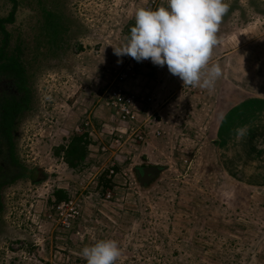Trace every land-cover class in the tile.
<instances>
[{
	"label": "rangeland",
	"instance_id": "obj_1",
	"mask_svg": "<svg viewBox=\"0 0 264 264\" xmlns=\"http://www.w3.org/2000/svg\"><path fill=\"white\" fill-rule=\"evenodd\" d=\"M155 1L165 0L62 1L77 29L74 44L85 49L73 46L68 57L50 59L37 71L39 105L21 126L19 144L25 161L48 176L5 190L0 264H87L82 249L107 239L121 249L116 264H264V186L226 178L213 159L205 131L208 102L192 101L193 95L206 98L209 89L183 85L167 65L114 53L126 43L136 10L153 9ZM18 2L20 20L39 17L33 15L35 4ZM224 2L229 8L208 68L244 44H264V0ZM10 4L0 0V15ZM160 77H176L162 86L182 98L178 115H168L163 124L165 142L148 148L153 137L147 121L155 124L158 116L143 119L138 110L155 111L148 78L153 84ZM226 91L227 97L237 94L231 86ZM209 103L216 122L221 109ZM140 118L146 127L136 126ZM85 132L92 138L86 160L91 164L71 168L58 158V148ZM147 169L153 171L144 181L137 174ZM104 176L112 179L106 187L100 185ZM58 189L68 199L55 206L48 199ZM69 200L80 214L74 215Z\"/></svg>",
	"mask_w": 264,
	"mask_h": 264
},
{
	"label": "trees",
	"instance_id": "obj_2",
	"mask_svg": "<svg viewBox=\"0 0 264 264\" xmlns=\"http://www.w3.org/2000/svg\"><path fill=\"white\" fill-rule=\"evenodd\" d=\"M25 2V0H22ZM63 0H28L36 20L19 19L23 10L21 2L11 0L6 15H0V221L6 210L5 190L20 182L37 184L48 175L39 167L32 166L20 153V130L39 105L36 90L37 71L50 59L68 57L70 50L77 47L74 39L77 29L74 19L65 10ZM5 4V3H4ZM157 9L168 3L152 2ZM135 19L126 26L127 38ZM80 30V29H79ZM80 32V31H79ZM78 49L84 50L81 44ZM87 132L74 134L67 144H62L57 156L71 168H81L91 164L87 160L88 145L92 138ZM138 172V171H137ZM147 181L149 176L141 171L137 174ZM112 179L102 177L100 185L105 187ZM55 197L48 199L57 206L68 199V192L56 190Z\"/></svg>",
	"mask_w": 264,
	"mask_h": 264
},
{
	"label": "crops",
	"instance_id": "obj_3",
	"mask_svg": "<svg viewBox=\"0 0 264 264\" xmlns=\"http://www.w3.org/2000/svg\"><path fill=\"white\" fill-rule=\"evenodd\" d=\"M212 63L218 64L222 70L214 87L209 90L210 92L216 90V94L211 95L209 92L206 98L193 95L192 101L197 103L206 100L208 102L205 131L209 132L206 135L207 141L212 142L213 159L217 158L226 178L239 180L242 185L243 182H248L264 186V44H258V42L244 44L238 48L237 53H230L223 60L221 58ZM169 79H172L171 83L179 81L176 77ZM166 80L167 78L160 77L158 83L154 81L153 84H150L148 78L149 92L152 90L157 96L156 100L159 105L155 102L151 104V107L154 106L155 109L153 112L149 109L152 113L138 110L143 119L158 116V121L155 124H151V120L145 119L148 124L150 122L149 126L152 132L149 135H152L151 138L153 137L149 141L148 148L152 143L155 144V141L161 144L166 138L167 131L163 128V124L169 119L168 115H178L177 109L182 97L178 94L173 96L171 93L167 94L168 89L162 86V84L166 85V82H170ZM171 83H169L170 86ZM226 86L233 87L237 94L227 97ZM169 100L173 101L166 102ZM228 101L232 104H226ZM173 102L176 103L173 104ZM209 102H215L214 108L221 109V114L216 122L214 119L216 108L210 114L211 105ZM133 103L137 104L138 102L134 101ZM137 107L140 108V104ZM146 108H150V106L148 105ZM143 119L140 118L137 126L144 125L146 127V122ZM181 126L183 127V125ZM209 159L211 160V153ZM244 186L247 187L246 184Z\"/></svg>",
	"mask_w": 264,
	"mask_h": 264
},
{
	"label": "clouds",
	"instance_id": "obj_4",
	"mask_svg": "<svg viewBox=\"0 0 264 264\" xmlns=\"http://www.w3.org/2000/svg\"><path fill=\"white\" fill-rule=\"evenodd\" d=\"M228 8L224 0H168L167 7L139 8L130 36L125 44L114 47V53L137 62L167 65L183 85L210 90L222 74L218 64L210 68L208 64L219 44L217 33ZM121 254L112 239L82 249L87 264H116Z\"/></svg>",
	"mask_w": 264,
	"mask_h": 264
},
{
	"label": "built area",
	"instance_id": "obj_5",
	"mask_svg": "<svg viewBox=\"0 0 264 264\" xmlns=\"http://www.w3.org/2000/svg\"><path fill=\"white\" fill-rule=\"evenodd\" d=\"M165 3H168V1H164ZM163 2V3H164ZM130 65H131V67L132 68H129V69H132V70H135V67H133L132 66V63H130ZM135 72H137V70H135ZM132 75H133V73H132ZM135 77V75H133V77L132 78H134ZM132 102V104H133V101H131ZM125 111H121V113H124ZM130 113V111H126V114H129ZM134 116L132 115V117L129 119V120H132V121H134ZM128 121V120H127ZM145 122H146V120H144ZM130 124H134V123H132V122H130ZM137 126V125H136ZM132 127V126H131ZM131 127H130V131H131ZM133 130V133L135 132V130H134V128L132 129ZM135 134H137V136L139 137L141 134H139V133H137V132H135ZM60 204V203H59ZM59 204H58V206H59ZM69 205H71L72 206V210L75 212V214L74 215H76V214H80V208H79V206H77L76 204H75V202H73V201H70L69 200V204H68V206ZM74 215H71V216H69V218L68 219H73V217H74ZM75 218V217H74Z\"/></svg>",
	"mask_w": 264,
	"mask_h": 264
},
{
	"label": "water",
	"instance_id": "obj_6",
	"mask_svg": "<svg viewBox=\"0 0 264 264\" xmlns=\"http://www.w3.org/2000/svg\"><path fill=\"white\" fill-rule=\"evenodd\" d=\"M151 171H153V169H147V170H146V172H148V173L151 172ZM155 171H156V170H155ZM146 176H147V175H146Z\"/></svg>",
	"mask_w": 264,
	"mask_h": 264
},
{
	"label": "flooded vegetation",
	"instance_id": "obj_7",
	"mask_svg": "<svg viewBox=\"0 0 264 264\" xmlns=\"http://www.w3.org/2000/svg\"><path fill=\"white\" fill-rule=\"evenodd\" d=\"M143 175H147L148 176V173H146V171H143ZM143 179H144V177H143Z\"/></svg>",
	"mask_w": 264,
	"mask_h": 264
}]
</instances>
